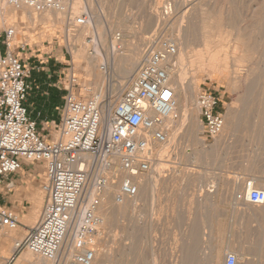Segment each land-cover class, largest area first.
Returning <instances> with one entry per match:
<instances>
[{"label": "rangeland", "instance_id": "obj_1", "mask_svg": "<svg viewBox=\"0 0 264 264\" xmlns=\"http://www.w3.org/2000/svg\"><path fill=\"white\" fill-rule=\"evenodd\" d=\"M89 2V0H82L84 10L82 9L78 14H72L71 1L68 8V18H74L90 11ZM102 2L103 0H100V2L99 0H93L96 7L99 8L101 5V8H105L103 10L107 14H105L107 16L106 21L115 22L110 32L108 45L110 47H113L114 44L122 45L125 49L128 47L130 49V45L132 48L139 44L138 47L147 49L150 43H145V39L157 36L156 32H158L156 25L152 28L147 27L151 12L162 9L163 6L165 8L167 6L171 7L174 5L175 0H104V3ZM193 3L195 8L192 13L194 14H192V19H190L193 24V32L191 31L192 36L189 37L194 42L186 48L187 51L194 54V50L197 53L198 49L205 48V45L199 42V29L203 18H206L207 15L211 16L213 17V23H216V21L220 20L221 15L222 21L225 20L223 24L227 25L226 30L228 32L230 30V33L234 34L230 39H234L240 33L246 42L245 47L250 46V49L252 48L253 56L251 60L241 64L237 69L241 75H244V70L255 67L254 75L250 78L253 81H251L252 83L250 81L247 83V85L250 83L248 87L247 85L240 86L239 83L234 82L233 75L228 70L211 77L209 71H202V69L200 71L198 68L196 69L197 66L192 67L189 60H185L183 69H181L182 81L190 84L195 78V82L197 81L196 83L199 87L198 92L204 88L219 90L222 95L225 124L231 119L232 115H236L234 130L229 134L226 144L219 149L213 147L217 143V138L214 141L204 140L203 130L198 135L205 142L203 146L194 147L187 141L183 142L181 137L178 142L172 140L171 145L169 144L170 146L167 149L168 152H165L166 154L164 153L165 155L163 154L164 157H162L163 167L161 165V169L164 168L162 170L163 182L155 184L152 189L142 195L137 202V206L127 218L113 221L115 225L111 226L112 232L109 230V234L111 249H113V255H115L113 257L114 260L112 259L107 264H213L210 263L209 254H206L207 252L209 253V246H211L210 243L212 242L217 243L221 251V259L216 264H226V253L235 252L237 254L238 249L232 250L227 246L229 242L234 240L233 220L237 211L230 201L238 193L242 192L236 187L235 191L232 183L234 181L244 183L249 178L261 177V173L264 171V0H193ZM200 12L202 13L200 14ZM24 17L22 18L20 14H11L10 16L6 12L0 13V28L2 30L9 25H19L20 21L24 22L20 26V32L18 33H21L24 38L18 45L21 46L22 43H26V47L25 50L17 49V52L24 62L34 68L29 79L31 88L29 90L28 106L32 117L37 121L39 132L46 139H52L56 137V129L53 122L59 123L61 120V109L64 104V95L66 94L65 86L69 85L70 77L74 75L78 78V89L85 98L92 97L90 96L92 92L90 90L85 92L84 83L86 78L83 75V71L76 67L79 62H74L73 53L68 46L67 34L68 32L70 33L68 23L66 25L54 24L51 20L46 24L32 23ZM177 19L181 22V15H178ZM185 19L189 21V19ZM123 20H126L124 25L118 27V22ZM178 20L175 26L177 24L179 26L180 22ZM164 21L165 23L167 22V20L160 21L161 32L163 34L166 33L169 38L171 35L168 36V34L171 33L167 29L170 26L168 22L164 25ZM173 27H170V29L172 30ZM130 29L134 31L132 32ZM136 29H139V32ZM71 32L75 33L74 31ZM120 33L123 35L122 44H119L117 37L113 36ZM171 38L174 37L172 36ZM18 39L20 38L18 37ZM186 40L184 36L182 38L184 47L187 45ZM218 40L220 39L218 38ZM72 42L75 43L77 48L81 47V42L74 39H72ZM0 44L2 45L1 38ZM143 44L145 47L142 46ZM240 51L242 50L237 48L234 52L242 54ZM234 52L232 49L230 50V53ZM229 64L231 65L232 63L229 62ZM83 65L85 66V64ZM48 88L56 89V93L54 95L51 93L50 95L59 101L58 107L51 106L52 110L49 116L45 114L43 109V101L47 97L44 91ZM247 92L248 94H246ZM113 94L110 88L107 89L105 93L106 107L110 104ZM117 101H115L113 108ZM258 105L260 106L258 107ZM260 107L261 111L263 108V111L257 113L260 110H257V108ZM228 112L229 115L226 119ZM181 147L183 150H181ZM196 150L204 151V155L201 154L199 160L191 159ZM180 153L182 155L184 153L183 158ZM185 172L187 175L190 174V178L184 177ZM13 179H22L25 183H19L12 190L1 186L0 206L13 208L20 214L21 224L32 226L34 224L25 223L24 218H38L43 210L46 198L42 190V185L46 180L44 167L37 163L26 166ZM259 183L264 187L262 185L264 179L263 181L258 180V187H260ZM229 187H231L232 192ZM232 189L235 193H233ZM205 193L206 195H214L216 207H209L205 204L204 200H202L205 199ZM40 196L43 202L37 213L36 201ZM36 213L37 216L35 215ZM204 225H206V228ZM20 228L12 232H9L7 228H0V234L8 237L9 235L5 233L7 230L10 234L16 231L19 232ZM113 236H115V240ZM15 242L16 238H13L8 258L13 255ZM244 248L247 253L242 256L243 258H240L241 261L237 264H241V262H258L260 259L261 263L264 264V254L259 255L256 253L259 251L258 247ZM205 255L206 257H204ZM17 258L12 264H18ZM7 259H0V264H5Z\"/></svg>", "mask_w": 264, "mask_h": 264}, {"label": "built area", "instance_id": "obj_2", "mask_svg": "<svg viewBox=\"0 0 264 264\" xmlns=\"http://www.w3.org/2000/svg\"><path fill=\"white\" fill-rule=\"evenodd\" d=\"M3 2L41 14L63 11L70 0ZM88 19L85 13L71 18L68 30L76 32L89 22ZM16 35L15 25L0 28L4 46V51L0 52V187L12 190L15 187L13 178L26 166L37 163L45 170L42 190L46 198L38 221L28 226L21 241L15 242L13 255L5 264H12L25 250L45 259H55L78 217L80 221L73 233L75 248L67 264H92L96 251L87 245L94 243L101 221L95 214L100 199L97 197L91 206L82 209L86 190L92 176L98 174L100 164L104 163L106 168L116 170L112 181L119 185L114 198L117 203L139 194L138 179L153 170L157 160L156 145L169 141L166 120L177 118L171 69L175 65L178 45L163 39L149 53L116 102L107 133L98 98H85L78 89V78L72 75L69 85L65 86L61 120L53 122L56 137L46 139L29 110V79L34 68L18 54L17 49L25 50L26 45L16 48ZM197 104L204 140L214 141L225 126L222 95L214 88L201 89ZM94 182L101 190L109 184V179L97 175ZM237 196L252 205L264 206V187H257L251 181L247 183L246 193ZM21 225L17 211L0 206V228L16 230ZM238 262L236 253L226 254V264Z\"/></svg>", "mask_w": 264, "mask_h": 264}, {"label": "bare ground", "instance_id": "obj_3", "mask_svg": "<svg viewBox=\"0 0 264 264\" xmlns=\"http://www.w3.org/2000/svg\"><path fill=\"white\" fill-rule=\"evenodd\" d=\"M71 1H72V14H78L79 12H81V10L84 8V6H82V0H70L69 4H67L66 8L63 11H46L44 13L37 14V15L35 12H33L31 9H29L27 7H22V8L17 9V8L12 7V6H9L7 3L3 2V0H2V1H0V11H1L0 13L3 14L4 12H6L7 15L10 14V16H11V14H17V15L20 14V16H22V18L25 16L32 23L38 22V23L46 24L49 20H51L54 24H65L66 25L67 23L70 24L69 20L71 18L70 19L68 18V8L70 7ZM89 1L90 2L88 4V6H89L90 11L85 13L89 17V19H88L89 22L85 26L78 28L75 33H72V32L69 33L68 32V34H67L68 42L67 43H68V46L70 47V49L73 53L74 62L75 63L79 62L78 65L76 66V64H75V66L78 69H81L83 71V75L86 78V81L84 83L85 92H88L90 90L92 92V94H90V96L98 98L99 102L101 103L102 111H103L104 129H105L106 133L109 131L110 126H111L112 110H113V105H114L115 101H117L121 97L122 93L127 88V86L129 85V83L131 82L133 77L135 76V73L137 72L138 68L147 59L149 53L151 51H153L159 45L160 41H162L163 39H170L173 42L177 43V45H178V54H177L176 58L174 59L175 65L171 69V78H172L173 86H174L175 91H176L175 112L177 113V118L170 117L169 119L166 120V125L169 127V134H170L169 141H168V143H165V144L156 145L155 154L157 155V160L155 162L153 170L150 173H148L144 176H141L140 179H138L139 194L134 198L125 199L123 203H117L114 198H115V193L118 192V190H119V185L113 183V181H112V179L115 176L116 170L114 167L110 168V169L106 168L104 163L100 164V166L98 168L99 170L97 172L98 174H94L92 176V181L86 190L85 202L82 206V209H85V208H88L89 206H91L92 203L95 201V199L98 197L100 199V201H99V204L96 206L95 214L101 220L99 223L98 229H97V233H96L94 243H92V244L88 243L87 247L93 248L96 251L95 259H94L92 264H107V263H110L112 261L114 255H115V254L113 255V251H112L113 249H111V245H110L111 241H110V234H109L110 231L112 230L111 226L115 225V224H113V221L115 219L119 220V219L127 218V216L130 215L132 210H134L135 206H137V202L139 201L140 197L142 195L146 194L149 189H152L155 186V184H158V183L161 184V182H163V171L162 170H164V168L161 169L163 167L162 157H164V155L166 154L165 152H168L167 149L171 145L170 143H172V140H174L175 142L176 141L178 142V140L181 137L183 142L187 141L194 147H198L199 145L203 146V144H205L204 140L198 137L201 130H203V125H202V122L200 119V109H199L198 104H197V94H198V90H199V87L196 83L197 81L195 82V78H193L194 81H192V83L186 84L181 79V71H182L181 69H183V64H184L185 60H189L192 67L197 66L196 69L198 68L200 71H201V69H202V71H209L211 77H215L218 74H222V73H224V71L228 70L233 75L234 82L239 83L240 86H243V85L246 86L249 81L250 82L253 81V80H250V78H252V76L254 75V68L255 67L244 70L245 71L244 75H241V73H239L240 71L238 72L237 67L240 66L241 64H244V63H247L248 61H250L252 56H253V51L251 50L252 48L250 49V46L245 47L246 42L243 40V36L241 37L242 34L238 33L234 39H230V37L233 36L234 34L232 32L230 33V30H229V32L226 30L227 25L225 26L223 24V22L225 20L222 21L221 15L219 18L220 20L216 21V23L215 22L213 23V17H211V16L207 15L206 18L205 17L203 18V22H202L200 29H199L200 30V41L199 42H201V44L205 45V48L201 49V50L198 49L197 53H195V50H194V54L193 53L191 54V53H189V51H187L186 48L189 47V45L192 42H194L193 39L190 40V37H189V36H192L191 31L193 29V24L190 22V19H192V14H194V13H192V12H194L193 9L195 8L193 0H175L174 5L171 4L173 6H171V7L167 6L166 8H165V6H163L162 9H157L154 12H151L149 19L147 18L148 19L147 23L149 22V25H147V27L149 26L150 28H152L156 25L158 32H156L157 34L155 33L157 35L155 37H153V36L151 38H149L148 36H147L148 38L146 37L147 39H145V43H150L149 48H147V49L138 47L139 44L137 46H133L132 48L130 45V49H129V47L125 49V47H123L122 45L118 46L116 44H114L113 47H110L108 45V40H109V36L111 35L110 32L115 25V22L114 21H110V22L106 21V19H107L106 15L107 14L104 13L105 10H103L104 7L102 4V3H104V0L101 3L103 8H101V5L99 8L96 7L93 3V0H89ZM99 2H100V0H99ZM201 13L202 12H200V14ZM220 14H221V12H220ZM178 15H181V22L179 21L180 16H179V20L177 19ZM257 16H259V15L257 14ZM185 18L189 19V21H187ZM176 19L180 22L179 26L177 24L178 27L175 26V23L177 21ZM183 19H185V20H183ZM67 20H68V22H67ZM161 20H167V22L171 28L173 26H175V27H173L172 30L170 29V27L167 29V31L169 33H171V34H168V36L171 35V37L173 36L174 38H171V37L168 38L166 33L163 34L161 32L162 31L161 30L162 28H160V27H162V26H160ZM132 21H134V20H132ZM124 22H126V20H123L121 22L119 21L117 24L118 27H121V25H124ZM21 23H23V22H20L19 25H16V28H17L16 37L17 38L19 35L18 33L20 32ZM164 23H165V21H164ZM166 23L164 25H166ZM129 26H133V25H129ZM176 27H177V29H176ZM230 27H231V25H230ZM260 29H262V28H260ZM128 30H129V28H128ZM130 30L132 31V29H130ZM123 31H125V30H123ZM137 31L139 32V29ZM151 32H152V30H151ZM165 32H166V30H165ZM113 34H114V32H113ZM135 34H136V32H135ZM161 35H163V36H161ZM113 36L117 37V39L119 40V44H122L121 42H122V36L123 35H121V33L115 34ZM184 36L187 39L186 40L187 45L185 47H184V42L182 43V38ZM16 37H15V39H16ZM218 38L220 40H218ZM72 39L81 42V47L77 48L75 43L72 42ZM133 39H134V37H133ZM66 40H67V38H66ZM126 40H127V38H126ZM131 40H132V38H131ZM231 42H233V43L230 44ZM25 44L26 43H22L21 45H25ZM134 45H135V41H134ZM17 46H18V44L16 45V47ZM142 46L145 47L144 44ZM237 48L242 50V51H240V53H242V54H236L234 52ZM231 49L233 50L234 53H230ZM255 54H256V52H255ZM174 60H173V62H174ZM229 62L232 64L230 65ZM83 64H85V66ZM194 73H195V71H194ZM194 77H195V75H194ZM113 78H114V80H112ZM248 85H247V87H248ZM109 88H110V91H112L114 94L111 98L110 104L108 105V107H106V105H105V93H106L107 89H109ZM251 89H252V87H251ZM246 94H248V92ZM259 106L260 105H258V107ZM258 109H260V110L257 113H260L261 107L257 108V110ZM262 111H263V108H262ZM228 115H229V112L226 114V119L228 118ZM235 117H236V115H232L231 119L230 120L228 119L229 121L226 122L222 133L217 137L216 145L213 146L215 149H219L222 145L226 144L229 134L234 130L235 121H236ZM252 126H254V125H252ZM253 128H255V127H253ZM180 142H181V140H180ZM176 145H177V143H176ZM181 150H183L182 147H181ZM201 154L204 155V151L196 150L191 159L199 160V157H201ZM182 156L184 157V153H183V155L181 154V157ZM89 159L92 160V158H89ZM180 160H181V158H180ZM161 165H162V167H161ZM97 175H105L109 179V184H107V186H105L101 190H99L97 184L94 182ZM189 175H187L186 172L184 173V177H186V178L187 177L190 178ZM261 175H262L261 177L259 176L257 178H254V177L249 178L244 183H242L240 181H234V183H232V185H234V190L236 187V188H238V190L242 191L241 193H246V186H247V183L249 181H251L252 183H254L258 187V180L263 181V179H264V171L261 173ZM232 185H231V187H232ZM262 185H264V183ZM231 187H229L230 191H231ZM260 187H263V186H261V184H260ZM234 190H233V193H235ZM226 191H227V189H226ZM205 195H206V193H205ZM205 195H204L205 199H202V200H204V202H205V204H207V206L214 207L215 201H216L215 198L213 197L214 195H212V194H208L206 196ZM225 196H227V195L225 194ZM231 196H232V194H231ZM42 202H43L42 197L41 196L38 197L37 201H36L37 213L39 212V207H41ZM230 202L233 205V207L235 209H237L236 214H238V215L242 212V208H244V207H247L249 209L254 208L257 210V208L254 205L246 202L244 199H240L239 196H236ZM228 203H229V201H228ZM224 204H225V202H224ZM172 210H174V209H172ZM233 211H235V210H233ZM37 213L35 214L36 216H37ZM242 215H245V214L243 213ZM172 218H173V216H172ZM38 219H39V217L38 218L36 217L35 219L30 218V217H26V218H24V221H25V223L35 224L38 221ZM79 221H80V217L77 218L76 225L74 224V226L71 227L70 235L65 241L63 250L55 259H53V260L45 259L43 257L35 255L34 253H32L29 250H25L17 258V263L18 264H67L71 260V255L73 253V249L75 248V245L73 242V233L75 232V229L78 226ZM205 226L206 225H204V227ZM133 227H136V226H133ZM122 228H123V226H122ZM12 231H14V230L9 229V232H12ZM9 232L7 230L5 233L8 234L9 237H11V238H16V242H17V241H21L24 238L27 230H24L23 233L16 231V232L9 234ZM126 233H128V232H126ZM131 233H132V231H131ZM114 237L115 236H113V239H114ZM187 237H188V235H187ZM190 238H191V236H190ZM98 240H99V243H98ZM116 240H117V238H116ZM212 241H213V239H212ZM183 242H184V240H183ZM234 242L232 244L229 243L230 244L229 247L232 250L238 249L237 255H238L239 261H241L240 258L242 256L246 255L247 250L243 246L238 248L237 247L238 243L235 244L236 242L235 243ZM204 243H206V242H204ZM210 244H211V246L207 245V246H209V253L208 252L207 253L204 252V253H206L207 255L209 254L208 256H209L210 263L216 264L221 259L220 258L221 257V251H220L217 243L212 242ZM234 245H236V246H234ZM239 246H240V244H239ZM68 251H69V253L67 255ZM204 257H206V255ZM261 262L262 261L260 259L259 264H262Z\"/></svg>", "mask_w": 264, "mask_h": 264}, {"label": "crops", "instance_id": "obj_4", "mask_svg": "<svg viewBox=\"0 0 264 264\" xmlns=\"http://www.w3.org/2000/svg\"><path fill=\"white\" fill-rule=\"evenodd\" d=\"M20 22H23V21H20ZM23 24L24 22L21 23V25ZM22 28H25V27H22ZM18 37L20 39L16 37L15 47L17 44H20L21 40H23L24 38L21 33L19 34ZM3 51H4V46L3 44L2 45L0 44V52L2 53ZM44 93L45 95H47V97L43 101L44 103L43 109L45 111V114L49 116V114L51 113L50 111L52 110L51 106L58 107L59 101L55 100V98H53L54 96L50 95L51 93L54 95L56 93V89L48 88L46 91H44ZM14 181H15V187L18 186L19 183H25V181L22 179H15ZM254 206L257 208V210L254 208L249 209L247 207H244L242 208V212L239 215L238 214L234 215V220H233V239L234 240L229 243L232 244L235 241L236 242V243L234 242L235 244L238 243L237 245L238 248L242 246L243 247H258L259 251H257L256 253L260 255L262 253L264 254V206H259V205L258 206L254 205ZM243 213L245 215H242ZM20 227H21L20 228L21 230L19 232L23 233L24 230L28 228V225L22 224ZM12 239L9 236L7 237V236H4L3 234H0V259L4 260L9 257L10 255L9 252L12 248L11 246ZM229 243L227 244V246H230ZM259 263H260V260L258 262H250V263L243 262L241 264H259Z\"/></svg>", "mask_w": 264, "mask_h": 264}]
</instances>
